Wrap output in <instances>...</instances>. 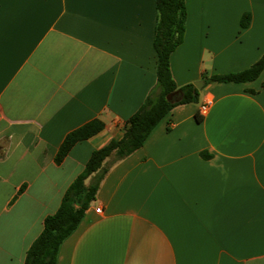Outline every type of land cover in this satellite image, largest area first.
Segmentation results:
<instances>
[{"label": "crops", "instance_id": "obj_1", "mask_svg": "<svg viewBox=\"0 0 264 264\" xmlns=\"http://www.w3.org/2000/svg\"><path fill=\"white\" fill-rule=\"evenodd\" d=\"M186 7L171 68L180 87L204 81L199 101L175 105L110 166L56 264H264V70L206 81L263 56L264 0ZM158 18L156 0H0V264H25L93 151L156 88ZM94 119L105 128L57 164Z\"/></svg>", "mask_w": 264, "mask_h": 264}, {"label": "trees", "instance_id": "obj_2", "mask_svg": "<svg viewBox=\"0 0 264 264\" xmlns=\"http://www.w3.org/2000/svg\"><path fill=\"white\" fill-rule=\"evenodd\" d=\"M159 18L154 39L158 54V84L142 107L126 122L122 134L91 154L85 170L67 189L57 212L44 220V229L28 250L25 264H56L61 243L78 226L96 195L110 166L143 146L156 125L179 103L198 102L200 89L194 83L178 86L171 68V56L183 42L187 7L186 0H156ZM251 15L242 18L243 27L250 23ZM264 70V54L250 67L223 75L206 78L212 82H247L257 79ZM178 91L183 97L177 102L169 98ZM105 128L104 121L94 119L71 131L56 155L61 164L72 147L89 139ZM108 159H111L108 161ZM89 180V182H88Z\"/></svg>", "mask_w": 264, "mask_h": 264}, {"label": "water", "instance_id": "obj_3", "mask_svg": "<svg viewBox=\"0 0 264 264\" xmlns=\"http://www.w3.org/2000/svg\"><path fill=\"white\" fill-rule=\"evenodd\" d=\"M194 84L196 85V87H197L198 89H202V88H203V85H204V81H196V82H194ZM182 97H183V93H182V91H178V92H176L175 94H173V95L169 98V100H170L171 102H177V101L181 100Z\"/></svg>", "mask_w": 264, "mask_h": 264}, {"label": "built area", "instance_id": "obj_4", "mask_svg": "<svg viewBox=\"0 0 264 264\" xmlns=\"http://www.w3.org/2000/svg\"><path fill=\"white\" fill-rule=\"evenodd\" d=\"M213 104V101L212 100H207L206 102H204L203 104H201L200 106V113L202 115L206 114L209 109H210V106ZM97 212H101L102 211V208L101 207H98L97 209Z\"/></svg>", "mask_w": 264, "mask_h": 264}, {"label": "rangeland", "instance_id": "obj_5", "mask_svg": "<svg viewBox=\"0 0 264 264\" xmlns=\"http://www.w3.org/2000/svg\"><path fill=\"white\" fill-rule=\"evenodd\" d=\"M111 160V159H108V161Z\"/></svg>", "mask_w": 264, "mask_h": 264}]
</instances>
